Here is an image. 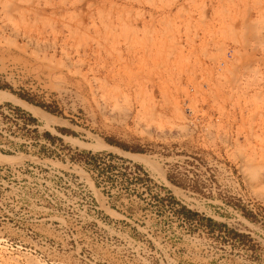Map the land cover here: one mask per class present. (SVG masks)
<instances>
[{
  "label": "rangeland",
  "instance_id": "obj_1",
  "mask_svg": "<svg viewBox=\"0 0 264 264\" xmlns=\"http://www.w3.org/2000/svg\"><path fill=\"white\" fill-rule=\"evenodd\" d=\"M0 89V264H264V0H0Z\"/></svg>",
  "mask_w": 264,
  "mask_h": 264
},
{
  "label": "built area",
  "instance_id": "obj_2",
  "mask_svg": "<svg viewBox=\"0 0 264 264\" xmlns=\"http://www.w3.org/2000/svg\"><path fill=\"white\" fill-rule=\"evenodd\" d=\"M186 111L189 115L186 122L190 127L189 124L193 122V116L191 117L193 113L189 106ZM40 122H42V118L28 108L10 100H0V153L41 155L46 140L45 128L40 125ZM35 133L36 138H34ZM22 162L34 161L23 160ZM143 169L146 171L145 168Z\"/></svg>",
  "mask_w": 264,
  "mask_h": 264
},
{
  "label": "bare ground",
  "instance_id": "obj_3",
  "mask_svg": "<svg viewBox=\"0 0 264 264\" xmlns=\"http://www.w3.org/2000/svg\"><path fill=\"white\" fill-rule=\"evenodd\" d=\"M0 100H10V101H13V102H15L17 104H20V105L28 108L32 112L38 114L37 116H39L42 119H44L48 126L51 123L54 124L53 122L55 120H58L60 122L59 119H56L55 116H53V115L47 113L46 111L42 110L41 107H36V106L26 102L25 100L19 99L16 95H14L13 93H11L9 91L0 89ZM51 129H54V128H51ZM66 137H68V139H71L72 141H74L76 143H79L81 146H84L86 148H90V149H93V150L101 149V148H107V149H110V150L114 149V150H118L119 152H123L125 154H128V155H130L133 158L143 160V161H145V163L147 162V165H148V163L150 165L151 164L155 165L152 162L151 158L149 156L145 155V154H135V153L126 152V151H124L122 149H119L117 147L111 146L110 144H108L107 142H105L104 140H102L100 138L94 137L95 139H97L96 142L89 143V142H84V141H82L80 139H77V138H74V137H69V136H66ZM0 154H2V155H0V163H21L23 160L13 161V160H15L16 156H21V155L26 156V157L34 158L33 156H30L28 154H17V155H8V154H3V153H0ZM153 165H151V167H153ZM159 170L162 171L161 168ZM162 174H163V172H162Z\"/></svg>",
  "mask_w": 264,
  "mask_h": 264
}]
</instances>
